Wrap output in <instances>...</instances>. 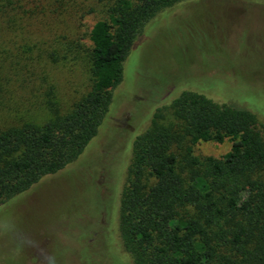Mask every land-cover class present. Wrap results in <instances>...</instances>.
<instances>
[{
    "label": "trees",
    "instance_id": "16d2710c",
    "mask_svg": "<svg viewBox=\"0 0 264 264\" xmlns=\"http://www.w3.org/2000/svg\"><path fill=\"white\" fill-rule=\"evenodd\" d=\"M185 1L0 0V209L81 157L99 133L147 24ZM100 5L106 18L93 26L90 48L56 33L31 36L34 26L50 28L57 16L83 18ZM81 53L93 78L88 94L64 111L49 88L42 105L49 106L50 118L42 123L24 115L31 105L23 91L33 92L35 78L48 82L41 65ZM171 105L176 122L163 124L158 109L129 151L117 208L131 262L115 257L126 264H264L261 111L186 90ZM227 139L232 146L223 159L194 154L201 141Z\"/></svg>",
    "mask_w": 264,
    "mask_h": 264
},
{
    "label": "rangeland",
    "instance_id": "374dc122",
    "mask_svg": "<svg viewBox=\"0 0 264 264\" xmlns=\"http://www.w3.org/2000/svg\"><path fill=\"white\" fill-rule=\"evenodd\" d=\"M96 9L83 18L82 13L57 16L49 20L50 28L34 26L31 36L52 38L56 33L67 38L64 42L79 40L90 48L93 26L106 18L102 5ZM73 54L58 64L41 65L48 82L35 78L33 92L23 91L31 105L24 115L42 123L50 118L49 106L42 105L49 88L64 111L88 94L93 82L89 58ZM184 90L222 104L256 107L264 122V1L188 0L152 19L125 62L123 82L98 135L81 157L0 209V216H9L34 243L16 250L5 246L12 233L0 231V264H38L41 252L54 255L57 264H126L115 255L130 263L119 236L117 208L129 151L158 109L163 124L176 122L171 104ZM231 146L230 139L201 141L194 154L223 159Z\"/></svg>",
    "mask_w": 264,
    "mask_h": 264
},
{
    "label": "clouds",
    "instance_id": "9594fccd",
    "mask_svg": "<svg viewBox=\"0 0 264 264\" xmlns=\"http://www.w3.org/2000/svg\"><path fill=\"white\" fill-rule=\"evenodd\" d=\"M0 231H2L4 235H7L9 232L12 233L10 241L6 243L5 246L11 244L16 250L34 247V243L29 236L20 231L9 216H0ZM36 260L38 264H57L54 255L44 254L43 252L36 257Z\"/></svg>",
    "mask_w": 264,
    "mask_h": 264
}]
</instances>
